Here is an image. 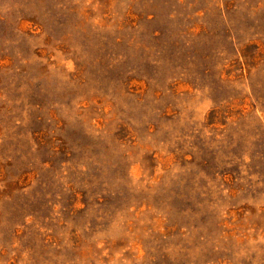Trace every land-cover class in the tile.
Returning a JSON list of instances; mask_svg holds the SVG:
<instances>
[{"label":"rangeland","instance_id":"374dc122","mask_svg":"<svg viewBox=\"0 0 264 264\" xmlns=\"http://www.w3.org/2000/svg\"><path fill=\"white\" fill-rule=\"evenodd\" d=\"M0 264H264V0H0Z\"/></svg>","mask_w":264,"mask_h":264}]
</instances>
